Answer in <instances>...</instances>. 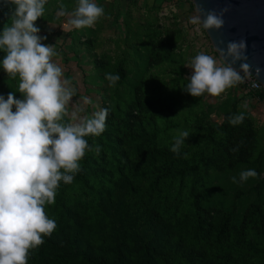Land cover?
Returning a JSON list of instances; mask_svg holds the SVG:
<instances>
[{
  "label": "trees",
  "instance_id": "obj_1",
  "mask_svg": "<svg viewBox=\"0 0 264 264\" xmlns=\"http://www.w3.org/2000/svg\"><path fill=\"white\" fill-rule=\"evenodd\" d=\"M114 1L117 10L119 0ZM61 3L71 11L76 0H49V17L59 11ZM12 8L0 0V31L9 22ZM131 19L128 9L123 19L125 48L116 65L95 60L97 67L109 66L108 72L120 75L117 84L109 87V100L100 107L108 109L106 130L99 137H86L93 150L80 161L81 171L72 184L61 182L55 202L46 205V214L57 228L43 238L42 245L30 250L28 264H264V242L253 237V231L262 227L258 203L238 222L232 209L204 206L206 183L194 159L199 157L204 173L228 161L229 114L220 127H199L178 157L170 147L156 143L161 130L176 125L172 119L179 104L176 96L166 102L159 94H143V79L132 80L137 72L141 76L150 68L171 66L179 60L183 65L178 77L188 83L186 59L177 41L180 36L184 42L186 32L179 24L177 36L165 38L152 23L133 26ZM83 40L79 42L84 45L93 42ZM4 55L0 51V59ZM102 73L99 77L105 81ZM6 75L0 72V95L5 98L9 93L4 87ZM253 95L264 100V89ZM195 106L192 101L191 113ZM238 126L237 147L245 151L252 137L251 125L245 118ZM216 128L223 136L213 153L207 154L205 146L196 149L201 138L207 145L213 142ZM120 132H125L124 138L118 136ZM96 145L101 148L98 154ZM213 154L218 158L214 160ZM130 155L135 156L133 160Z\"/></svg>",
  "mask_w": 264,
  "mask_h": 264
},
{
  "label": "clouds",
  "instance_id": "obj_2",
  "mask_svg": "<svg viewBox=\"0 0 264 264\" xmlns=\"http://www.w3.org/2000/svg\"><path fill=\"white\" fill-rule=\"evenodd\" d=\"M3 3L13 8L0 31V51L5 53L0 66L9 79L18 78L22 99L13 92L7 98L0 95V264H28L30 250L42 245L43 238L57 228L56 221L46 214V205L55 202L61 182L72 184L81 171L80 161L93 150L86 137H99L106 130L108 109L101 108L76 122L65 119L77 89L54 62L58 55L54 45L42 42L46 37L39 35L36 26L48 0ZM195 10L189 23L210 31L224 27L229 8L206 9L196 4ZM57 16H69L68 23L76 29L91 28L105 16V9L95 0H76L71 11L61 3ZM219 45H223L216 48L219 58L199 52L185 65L192 69L183 88L189 95L220 97L253 73L245 39L220 41ZM237 62L239 68L234 67ZM261 71L255 68L257 80ZM105 78L114 87L120 75L106 73ZM252 86L258 85L254 82ZM244 120L243 112L228 117L232 126ZM189 136L188 130H177L170 151L179 157ZM100 150L96 145L94 151L98 154ZM257 177L255 169H245L232 181L243 184Z\"/></svg>",
  "mask_w": 264,
  "mask_h": 264
},
{
  "label": "rangeland",
  "instance_id": "obj_3",
  "mask_svg": "<svg viewBox=\"0 0 264 264\" xmlns=\"http://www.w3.org/2000/svg\"><path fill=\"white\" fill-rule=\"evenodd\" d=\"M49 1V0H48ZM130 1V0H129ZM128 1V2H129ZM130 5L132 13L131 23L134 26L137 23L148 25L152 23L155 29H158L163 37L169 38L177 36V28L180 22L177 20L180 15L173 12L169 7L164 9L162 16L155 14L156 6L147 4L145 0H133ZM194 11L192 0H187ZM52 1L49 2V5ZM98 5L105 9V16L102 17L94 27L76 29L68 23L69 16L58 17L57 12L49 17L46 9L44 16L36 22V26L40 28L42 37H46L42 42L48 45H54L58 55L54 58V62L59 64L64 70V76L73 81L76 87V95L72 98L68 105V116L66 120L76 122L82 116H91L94 112L100 110L101 105L109 100L111 86L109 81L104 77L103 81L99 75L101 72L110 73L107 70L109 66L97 67L96 59H102L104 64L116 65L125 48L123 39L126 29L123 24L126 7L120 9L112 4L114 0H95ZM193 6V9H192ZM175 8V7H174ZM191 11V12H192ZM113 13L118 14L114 18ZM187 16L189 14H186ZM162 18L161 20L159 19ZM176 23L178 26H176ZM90 38L92 43L84 45L80 41ZM180 36L177 41L181 43V51L183 57L187 60L192 59L196 53L195 48L190 44L185 45V41L181 42ZM2 61V59H0ZM183 63L177 62L171 66L153 67L145 74L140 76V72L134 75L132 80L143 79L141 92L151 96L159 94L166 102L171 101L176 96L179 104L175 106L173 121L175 126L165 128L158 133L156 140L157 145L170 147L173 142V136L177 134V130H188L190 135L197 132L199 127L206 124L210 126L220 127L224 123L225 114L233 115L239 112L245 114L251 125L250 144L246 145L245 151L237 147L239 140V126H232L229 140L226 142L229 156L223 167L219 169L209 168L207 173L203 172L202 164L199 157L194 159L196 168L200 177L206 183L203 187L205 190V204L214 209L216 206L224 207L226 210L232 209L234 212V220L236 222L249 213L253 203H258L262 210V227L253 231V237L259 242H264V101L249 102L245 94L235 86L226 90L220 97H212L205 94L201 97H193L183 90L187 82L178 77L179 71ZM133 66V65H129ZM104 67V68H103ZM4 70L0 66V72ZM102 73V74H103ZM3 76V75H2ZM183 77V72H182ZM184 78V77H183ZM185 79V78H184ZM108 81V83L106 82ZM19 80L9 79L4 76V87L8 92H13L17 97L22 99V95L18 90ZM175 91V95H172ZM241 92V93H240ZM192 101L196 102L194 112L189 111ZM245 102L247 108L244 107ZM75 117V119H74ZM221 131L216 128L214 131V140L210 144L204 143V139H200V145H196V149L201 146L207 147V154L213 153L216 143L221 141ZM118 136L124 138L125 132L118 133ZM190 137V136H189ZM189 137L186 139L182 148L189 144ZM204 143V144H203ZM214 147V148H213ZM238 148L233 152L231 149ZM259 151V153H258ZM219 155L220 151H215ZM188 156V155H187ZM135 156L130 155L128 158L133 160ZM214 160L218 157L213 154ZM223 159V157H221ZM195 163H192L195 165ZM245 169H255L258 177L249 179L243 184L233 183L232 177L239 179V173ZM183 197L186 193L183 191Z\"/></svg>",
  "mask_w": 264,
  "mask_h": 264
},
{
  "label": "water",
  "instance_id": "obj_4",
  "mask_svg": "<svg viewBox=\"0 0 264 264\" xmlns=\"http://www.w3.org/2000/svg\"><path fill=\"white\" fill-rule=\"evenodd\" d=\"M194 9L196 4L206 9L219 10L228 7L224 20L225 25L220 30L205 31L215 51L220 41L227 43L230 40L245 39L247 42V62L252 65L256 80L255 68H261L258 82L264 86V0H192ZM196 11V10H195ZM219 55V53L216 51ZM237 62L234 67L239 68Z\"/></svg>",
  "mask_w": 264,
  "mask_h": 264
},
{
  "label": "built area",
  "instance_id": "obj_5",
  "mask_svg": "<svg viewBox=\"0 0 264 264\" xmlns=\"http://www.w3.org/2000/svg\"><path fill=\"white\" fill-rule=\"evenodd\" d=\"M179 0H165L164 1V9H166L167 7H169L173 12L176 11V7L174 8L173 4H177ZM176 13V12H175ZM187 15H183L182 18H178L177 20L180 22L181 26L183 27L184 31L186 32V44H190L193 48H195V53H199V52H205L206 54L212 55L216 58H219V55L216 53L213 45L210 42L209 37L207 36V34L205 33V31L203 29H199L197 26L192 25L191 23H189V18L192 15L196 14V11L194 9V11H186ZM191 61V59L187 60L185 65L189 64V62ZM184 65L185 68V73L184 76L186 78L190 77L192 74V69L189 67H186ZM257 83V87H253L252 84L253 83ZM236 87L242 92H240L242 95H246L249 98H247V100L249 102H263L264 100H260L258 99V97H256L255 95H253V93L255 91L258 90H262L264 89V86L258 82L253 76H249L244 83L242 84H238L236 85Z\"/></svg>",
  "mask_w": 264,
  "mask_h": 264
},
{
  "label": "crops",
  "instance_id": "obj_6",
  "mask_svg": "<svg viewBox=\"0 0 264 264\" xmlns=\"http://www.w3.org/2000/svg\"><path fill=\"white\" fill-rule=\"evenodd\" d=\"M119 0V5L120 7L124 6L126 7V10H128L130 8V5H132L131 3H133L134 1L133 0ZM164 1L165 0H145V2L147 4H150V5H154L156 6V11H155V14H157L158 16H162L163 12H164ZM174 7H176V13L178 15H180V17L178 18H182L183 15L185 16L186 15V11H192L191 10V7L190 5L188 4V1L187 0H179L177 2V4H173ZM119 7V9H120ZM159 8V9H158ZM125 10V11H126ZM130 10V9H129ZM131 11V10H130ZM131 16H132V13H131ZM177 18V19H178ZM159 19L161 20L162 18L159 17ZM179 20V19H178Z\"/></svg>",
  "mask_w": 264,
  "mask_h": 264
}]
</instances>
